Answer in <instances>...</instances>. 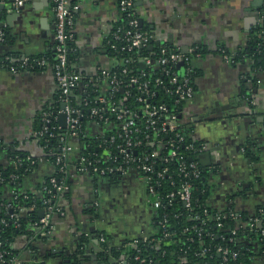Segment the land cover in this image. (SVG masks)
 <instances>
[{"label": "crops", "instance_id": "0c3cea01", "mask_svg": "<svg viewBox=\"0 0 264 264\" xmlns=\"http://www.w3.org/2000/svg\"><path fill=\"white\" fill-rule=\"evenodd\" d=\"M16 1L0 0V26L8 36L6 44L0 41V60L14 56L46 62L16 72L0 66V163L11 162L16 153L35 159L21 189L38 195L53 172L33 134L39 115L57 111L55 18L51 0H25L20 7ZM68 4L73 19L70 66L94 84L103 82L106 90L100 70L113 72L118 61L103 49L110 48L107 38L120 20L119 2L68 0ZM134 10L156 41L200 49L201 55L191 60L193 96L183 107L182 120L205 145L197 159L211 171V205L230 202L237 212L251 214L264 205V61L255 66L249 57L230 59L254 39L257 48L264 49V0H134ZM94 129H89L91 134ZM75 171L67 189L57 194L59 211L51 216V232L42 240L28 234L16 237L21 262L33 261L32 254H37L38 263L72 264L84 234L90 236L78 264H109L97 253L96 231H104L112 243L153 231L154 208L139 173L129 171L111 181ZM29 231L38 229L30 226ZM30 242L34 251L27 249ZM251 264H264V258L255 257Z\"/></svg>", "mask_w": 264, "mask_h": 264}, {"label": "trees", "instance_id": "16d2710c", "mask_svg": "<svg viewBox=\"0 0 264 264\" xmlns=\"http://www.w3.org/2000/svg\"><path fill=\"white\" fill-rule=\"evenodd\" d=\"M134 18H137V13L133 5L125 11H120V20L116 26H120L123 30L128 29L130 28L128 21ZM0 28L3 32L2 41L6 44L8 39L6 30L2 26ZM140 29L148 30V27L142 26ZM254 40L249 43L246 50L240 51L235 56V61L249 57L252 59L253 65H262L264 49L262 46L257 48L258 42ZM68 44L73 48V41H69ZM160 47V43L155 44L153 51ZM103 51L118 61V65L112 71L116 72V75L122 80H128L131 75L140 72H145L146 77H149L151 72L159 69L157 66L142 68L136 61L138 54L148 53L147 48H142L140 51L133 49L117 52L105 46ZM73 56V52H70V62ZM11 58L15 62L18 61L14 56ZM126 58L129 60L125 63L123 61ZM52 62L54 63V61ZM123 67L128 70L126 74L121 73ZM98 83L94 84V82L88 81L87 86L77 89L75 94L77 92L83 93L86 90L84 95L90 101H93L97 95L104 94L107 99L117 102L118 106L124 104L130 109H139L142 105L132 95L121 102L123 100L121 99L123 98L121 91L117 90L110 96L108 91L102 90L103 82L99 81ZM156 91L152 102L164 103L169 110L175 108L173 97L162 93L158 87H156ZM58 107L59 102H56L55 108ZM179 107L181 108L182 105ZM52 111L49 114L50 122L48 123H44L42 115L38 116L34 131L42 132V135L33 136L44 151L43 160L53 167V172L44 181L40 193L38 195L31 194L21 189V182L33 169L36 163L35 159L16 153L12 155L11 162L0 163V264H9L13 258L17 259L16 264H39L36 259L37 254H32L33 261L21 262L20 251L14 247L16 237L28 234L29 236H37L41 240L44 239L45 236L39 234V227L35 223L40 219L39 211H43L46 206L44 202L50 199V203H55L57 193L54 191L50 179L54 177L56 180H64L68 185L71 175L76 173L75 170L81 163V158H91L103 154L102 149L96 148L93 142L94 137L88 130L93 122L86 118L87 108L83 110L81 119L83 134L77 136H69L65 129L57 128L58 120L55 119L57 112L53 113ZM106 115L109 116V113L106 112ZM113 118L111 116L108 123L96 126L95 131L115 135L117 138L119 124ZM179 123L185 136L184 142L179 144V151L183 154L186 165L196 162L198 175L194 176L192 170L187 167L190 174L184 177V174L178 169V160L172 159L164 164H161L159 160L156 161L155 171H160L164 167L167 170L158 179H156L155 174H152L153 181L156 182L155 194L164 196L161 206L154 209L153 231L146 237L124 240L119 243L110 242V237L104 231H96L95 237L98 240L99 249L97 253L99 257L109 261V264H251L255 257L264 258V235L261 234V230H264V205L255 207L251 214L237 212L230 202H226L223 207L211 205L209 202L211 171L200 164L197 159L198 153L186 149L188 143L197 147L202 141L193 137L187 122L180 119ZM43 126L48 129L43 131ZM52 127L56 128L52 129ZM150 135V140H153V134ZM64 136L71 144L72 149L64 162L57 164L56 158L61 155V138ZM139 137L141 138L140 135ZM162 138L167 139L166 135H163ZM119 140L120 138H118ZM144 142H148V140L145 139ZM108 149L112 150L113 154L116 152L114 147ZM148 151L151 149L145 143L141 144L138 149V152L142 153ZM166 151L167 149L164 148L159 155L163 156L167 153ZM245 154L247 157L250 155L248 146L245 148ZM62 164H65V172L60 171ZM91 175L96 179H111V181L117 178L114 175ZM185 181L190 183V205L188 207L184 205L176 193ZM169 192L174 193V196L167 198L166 194ZM243 192L245 191H239L240 194ZM88 210L90 213L93 212L92 207ZM253 218H257L258 221L251 228L249 225ZM30 226H34L38 231L31 233L29 231ZM89 236L82 234L79 237L78 249L72 254V264L79 263L78 255L82 252L81 247L87 245ZM27 249L34 251V245L30 242ZM224 250L228 251L227 254L223 253ZM233 252L237 253L235 257L232 256Z\"/></svg>", "mask_w": 264, "mask_h": 264}, {"label": "built area", "instance_id": "2783aa9c", "mask_svg": "<svg viewBox=\"0 0 264 264\" xmlns=\"http://www.w3.org/2000/svg\"><path fill=\"white\" fill-rule=\"evenodd\" d=\"M51 1L53 3L55 18L53 75L57 83V102H59V107L56 111L57 116L55 117L58 120L57 128H62L59 123V114L62 112L65 114V130L67 135L77 136L83 134L81 119L83 110L86 108L88 109L86 118L93 122L90 124V128L94 129L102 123H108L111 116L119 124L117 138L115 135L103 132L98 133L94 129V133L92 134L94 137L93 142L97 149L103 150V154L98 155L99 157L81 158V163L78 164L77 170L90 175H114L118 177L129 171H135L145 181L147 192L152 200L151 206L154 209H158L162 204L164 196L155 194L154 187L156 182L153 181L152 174H155L156 179H158L163 176L167 168L164 167L160 171H155L156 161L159 160L161 164H164L169 160L175 159L178 160V169L184 174V177L190 174V171H187V167L190 168L189 170H192L191 172L194 176L198 175L196 162L186 165L182 156L183 154L179 151V144L185 140L179 121L182 119L183 107L193 96L194 72L191 60L193 57L201 55L200 49L192 47L183 50L162 42L160 43L161 47L153 51V47L157 42L154 33L149 30H141L136 18L128 21L130 27L128 29L123 30L120 26H115L107 38V43L113 51L123 52L133 49L140 51L142 48H147L148 53L138 54L136 61L139 62L142 68L157 66L159 69L151 72L149 77H146L145 72H140L139 74L131 75L128 80L120 79L116 75V72L100 70L101 79L107 83V93L112 96L115 91L122 90L123 98L121 99L123 100L121 102L132 95L137 102L142 103L139 109H130L128 108L129 106L127 107L124 104L118 106L117 102L107 99L104 94H99L93 101H90L84 95L86 90H83V93L77 92L75 94L77 89L86 87L89 80L70 66L69 55L72 52V48L68 43L73 38V19L68 0ZM24 2L25 0H17L15 6L20 7ZM118 2L121 11H125L134 5V0H118ZM2 40L3 32L0 28V41ZM149 46H152V48H149ZM220 51L221 53L224 52L223 50ZM128 60L126 58L123 62L126 63ZM230 60L234 62V59L231 58ZM45 62V60L37 61L29 58L19 59L15 62L13 58L7 57L4 60H0V66L8 67L13 72H16L33 69L37 65H44ZM179 62H182V66L178 67ZM127 72V68L123 67L121 73L126 74ZM156 87L162 93L174 98L175 108L169 110L168 106L164 103L152 102V98H154L157 92ZM179 105H182V107L180 108ZM106 112L109 113V116L106 115ZM42 116L44 123L50 122L49 114H42ZM54 128L56 127H52V129ZM47 129L46 126H43L42 130L46 131ZM150 134H153V140H150L152 137ZM33 135L40 136L42 132H34ZM163 135H166L167 139L164 140L162 138ZM118 138H120L119 141ZM145 139L148 142H144ZM61 142V155L56 158L57 164L63 163L67 154L72 149L71 144L65 136L61 138ZM144 143L149 145L151 151L147 153L138 152L141 144ZM204 146V143H201L197 147L188 143L186 149L193 153H200L204 149ZM110 147L116 149L114 154L112 150L108 149ZM164 148L167 149V153L160 156V151ZM60 171H66L65 164L61 165ZM50 182L57 194L68 187L64 180H56L54 177L50 179ZM176 193L184 202V205L188 207L190 205V183L187 181L183 182ZM173 196L174 193L172 192L166 194L167 198ZM44 203L46 206L43 210V215L35 223L39 227L40 235H47L51 232V216L53 213L59 211L55 203H50V199ZM257 221V218H253L249 226L251 228L254 227ZM261 234L264 235V230H261ZM165 235L167 234L165 233ZM227 252V250L223 251L224 254H227ZM236 255V252L232 253L233 257ZM17 262V259L13 258L9 264H16Z\"/></svg>", "mask_w": 264, "mask_h": 264}, {"label": "water", "instance_id": "95a60500", "mask_svg": "<svg viewBox=\"0 0 264 264\" xmlns=\"http://www.w3.org/2000/svg\"><path fill=\"white\" fill-rule=\"evenodd\" d=\"M0 7H1V5H0ZM138 26L139 27H142L143 26V19L142 18H138ZM159 43H162V41H157L155 44H159ZM149 48H152V46H149ZM183 50H185V49H183ZM178 67L179 66H182V62H179L178 63V65H177ZM122 91V90H121ZM59 123H60V125H61V127L63 128V129H65L66 128V124H65V114L64 113H60L59 114ZM88 176H89V174H88ZM42 215H43V211L42 210H40L39 211V217L41 218L42 217ZM52 254H55V252H53ZM96 257V256H95ZM36 259H37V257H36ZM39 264H46V262L43 260H41V262L39 263Z\"/></svg>", "mask_w": 264, "mask_h": 264}]
</instances>
